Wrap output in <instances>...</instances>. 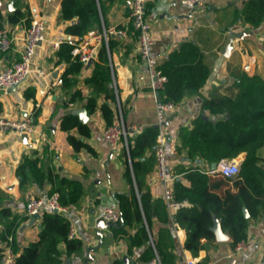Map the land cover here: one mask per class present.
Here are the masks:
<instances>
[{"label": "crops", "instance_id": "obj_1", "mask_svg": "<svg viewBox=\"0 0 264 264\" xmlns=\"http://www.w3.org/2000/svg\"><path fill=\"white\" fill-rule=\"evenodd\" d=\"M62 1L0 0V27L6 26L14 39L12 50H0V72L18 60L25 31L31 21L40 19L44 23L43 40L35 48L28 75L15 90L0 91V117L22 119L31 116L36 126L35 134L27 138L11 131H0V210L8 208L19 221L15 234L19 252L38 239L40 216L43 212H50L48 206L44 201L40 216L34 221L27 217L26 211L30 198L46 200L49 197L50 184L44 182L41 187L31 185L22 191L15 170L24 157L44 159L45 165L54 174L80 181L85 192L77 205L60 212L68 219L72 236L82 243L81 251L64 257L61 264H131L140 260L150 240L147 245L134 248L129 253L128 237L114 235L100 218L104 208L116 204L115 194L130 190L124 177V164L129 160L122 145L112 148L102 138V130L107 127L100 112L104 102L102 96L92 114H88L84 107L85 98L90 93L85 81L91 77L99 51L105 45L100 44L96 48L91 63L81 65L78 73L68 76L74 83L64 89L62 77L73 59L64 60L57 52L60 44L81 38L67 33V26L75 23L76 19L71 22L63 19ZM130 1L95 0L99 22L91 30L114 28L123 31L122 35H112L110 51L105 46L111 70V87L116 94L115 102L109 104L114 112V122L121 115L126 125L136 124L145 129L157 126L155 95L149 88V73L139 59L137 39L132 34ZM247 1L203 0L194 10L178 0L147 2L146 19L153 37L152 55L158 64H163L170 53L178 50L184 42H192L200 50L202 62L209 70L199 95L176 104L175 110L166 116L165 154L173 172L177 168L198 167L203 170L205 167L186 159L179 137L180 128L190 127L200 114L203 101L234 96L237 92L234 82L240 74L264 79V19L255 27L241 20L234 23L235 13ZM16 10L23 14V18L17 24L8 23L9 14ZM231 32L244 35L232 39L231 49L224 56L222 52ZM54 43H59L57 48H54ZM74 92H79L83 98L75 97ZM69 112L76 113L81 122L89 127V136L84 141L92 153L85 149L74 152L67 142L68 132L60 129V122ZM202 117L208 118L207 113H203ZM70 134L79 137L76 130ZM146 155L150 156V152ZM244 155L240 153L235 159L242 162ZM258 155L264 164V148L259 150ZM176 178L187 184L182 176ZM163 190L154 165L153 170L143 178L142 192L148 191L151 199L157 200L162 199ZM166 212L172 217L173 213L167 208ZM151 222L148 235L152 234L154 238L160 228L169 229L173 237L174 264H187L189 260L195 264H264V215L248 221L245 240L252 245L247 250L235 252L230 236L222 230L227 238L217 241L214 236L210 243L202 240L206 247L196 256L184 250L186 233L171 218L161 222L153 215ZM136 231L137 227H132L128 233L134 236ZM58 249L63 251L64 246L60 244Z\"/></svg>", "mask_w": 264, "mask_h": 264}, {"label": "trees", "instance_id": "obj_2", "mask_svg": "<svg viewBox=\"0 0 264 264\" xmlns=\"http://www.w3.org/2000/svg\"><path fill=\"white\" fill-rule=\"evenodd\" d=\"M62 17L67 22L76 19L66 30L77 38H82L99 22L95 0H63ZM22 18L23 14L16 10L9 14L7 21L17 24ZM263 19L264 0H248L235 13L234 23L241 20L255 27ZM111 48L110 39L107 49L110 51ZM71 50L72 47L65 42L60 44L57 53L60 58L69 61ZM80 68L79 62H70L62 77L64 89L74 83L68 76L78 73ZM159 69L167 79L161 96L176 104L199 95L209 76L201 52L192 42H184L178 50L170 53ZM111 83L109 59L106 47L102 46L92 75L85 81L90 93L85 98L84 107L88 114H92L97 108V100L102 96L104 102L100 112L106 126L113 124L115 118L109 104L116 100ZM234 88L237 90L234 96L205 99L200 114L190 127L180 128L179 137L181 148L186 151V159L191 163H201L204 168L221 160L235 159L244 153L239 173L229 180L221 176H209L198 167L175 169L174 174L182 176L187 184L176 179L173 182L174 199L183 205L173 212L172 217L166 212L163 198L152 200L148 191L142 192L143 178L155 165L152 147L158 128H145L128 140L129 161L124 164V177L130 190L114 195L121 219L119 224L110 228L114 235L125 239L128 237L129 253L134 248L147 245L150 240L140 260L157 257L160 264L175 262L173 237L169 229L160 228L156 238L152 234L148 235L153 215L161 222L171 218L184 229L186 238L183 248L193 256L206 247L202 240L207 243L214 240L212 227L215 219L220 220L221 229L235 245L245 240L249 219L264 215V164L258 155L259 150L264 148V79L240 74L236 77ZM74 96L83 98L79 92H74ZM205 112L208 118L202 117ZM60 129L68 132L67 142L74 152L85 149L92 153L84 141L89 136V127L81 122L76 113H66L61 119ZM72 130H76L80 138L70 134ZM147 152H150V156L146 155ZM43 160L28 157L21 160L15 170L20 190L25 191L31 185L41 187L47 182L50 184L49 196L58 194L61 207L77 205L85 193L83 184L54 174ZM245 211L248 213L247 218ZM0 225V242L12 238L11 245L16 256L14 264H61L64 257L75 255L82 249L81 241L70 236V223L62 213L43 212L38 239L27 244L20 252L15 242L19 221L8 208L0 210ZM132 227H137L134 236L128 233ZM60 244L64 246L63 251L58 249Z\"/></svg>", "mask_w": 264, "mask_h": 264}, {"label": "built area", "instance_id": "obj_3", "mask_svg": "<svg viewBox=\"0 0 264 264\" xmlns=\"http://www.w3.org/2000/svg\"><path fill=\"white\" fill-rule=\"evenodd\" d=\"M149 0H131L129 20L131 24L132 34L136 37L138 43V55L142 63L147 67L149 73V88L155 95V109L157 117L158 133L155 143L152 147V152L155 158V170L157 177L163 185V201L167 210L173 213L177 208L183 205L174 199L172 184L176 179V175L169 168L165 154L166 135L164 131V124L166 116L172 113L176 108V103L171 100H166L161 96L167 82L166 76L159 69V64L152 55L153 37L151 33L150 23L146 19V5ZM178 2L190 10H194L200 6L203 0H178ZM44 23L40 19H33L25 31L23 37L22 50L19 58L11 64L8 68L0 72V91L7 92L10 87L19 85L28 75L30 71V61L34 54L35 48L39 42L43 40ZM123 34V31L114 28H103L101 31L91 30L79 40H68L66 43L72 47L71 57L73 60L79 62L82 66H87L92 59L96 48L103 44L107 47L112 35ZM13 37L11 31L6 27H0V50L3 52L12 50ZM59 43H54V48H57ZM43 74L42 71L39 72ZM143 128L140 125L130 124L126 125L122 116L110 126L102 130V138L107 145L115 148L122 145L128 158V140L132 139ZM0 131H11L22 137H31L36 132V126L31 116L22 119H7L0 117ZM129 160V158H128ZM240 162L236 159L221 160L215 165L214 169L203 168V171L209 176H221L225 179H233L239 173ZM202 170V168H199ZM45 203L49 211H57V213L65 212L67 208L60 206L58 201V194L54 193L46 200L32 197L28 202L26 215L28 218L38 219L40 216L41 206ZM101 220L107 226H116L121 219V214L116 204L107 206L103 209ZM2 227L0 225V231ZM70 236H72V229L70 227ZM12 238L8 237L5 241L0 242V264H14L15 253L12 249ZM252 243L248 240H241L237 242L233 250L235 252L247 250ZM131 264H160L157 257L149 260L134 261ZM187 264H195L193 260H189Z\"/></svg>", "mask_w": 264, "mask_h": 264}, {"label": "water", "instance_id": "obj_4", "mask_svg": "<svg viewBox=\"0 0 264 264\" xmlns=\"http://www.w3.org/2000/svg\"><path fill=\"white\" fill-rule=\"evenodd\" d=\"M9 7H11V4H9ZM244 34L242 33H236V32H231L230 35H229V40H228V44L227 46L224 48L222 54L224 56L227 55L228 51L231 49V42H232V39L233 38H242ZM92 61V60H91ZM91 61L89 63H91ZM17 88V85L15 86H12L9 88V90H15ZM228 117V114H226V118ZM157 127V126H155ZM240 164H241V161H240ZM215 163L211 164V169H214L215 168ZM178 180V178H176ZM54 213H57V211H53ZM245 217L247 218L248 217V213L245 211ZM35 219L34 218H31V221H34ZM106 225V224H105ZM107 226V225H106ZM108 227H111V226H108ZM212 232L214 233V236H215V239L217 241H223L227 238V234L223 233L222 229H221V226H220V222H217V220H215L214 222V225L212 227Z\"/></svg>", "mask_w": 264, "mask_h": 264}]
</instances>
